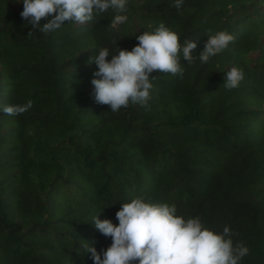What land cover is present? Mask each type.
I'll list each match as a JSON object with an SVG mask.
<instances>
[{"label": "trees", "instance_id": "trees-1", "mask_svg": "<svg viewBox=\"0 0 264 264\" xmlns=\"http://www.w3.org/2000/svg\"><path fill=\"white\" fill-rule=\"evenodd\" d=\"M128 8L117 30L109 10L27 35L22 4L0 0V104L32 100L18 115L0 112V264H92L81 240L99 250L110 239L91 217L115 224L119 203L133 197L175 203L215 231L227 224L249 248L240 264H264V0ZM161 21L179 43L196 41L193 55L216 31L234 39L204 64L180 57L182 76L153 70L145 105L112 112L96 103L90 45L131 49L135 34ZM232 65L243 79L225 89Z\"/></svg>", "mask_w": 264, "mask_h": 264}, {"label": "clouds", "instance_id": "clouds-1", "mask_svg": "<svg viewBox=\"0 0 264 264\" xmlns=\"http://www.w3.org/2000/svg\"><path fill=\"white\" fill-rule=\"evenodd\" d=\"M22 4L19 16L32 33L47 34L68 23L84 24L111 10L108 27L117 30L128 20L129 0H14ZM183 0H173L179 11ZM44 18L45 22L40 23ZM67 22V23H65ZM149 30L135 34L137 41L131 49L91 44L95 55L89 63L95 64L90 79L91 95L96 103L108 105L116 112L129 103L145 105L153 87V70L182 76L187 65L199 60L206 63L210 57L228 47L234 36L224 30L208 35L198 55H193L195 40L178 42V33L163 21ZM35 30V31H33ZM243 79L235 65L223 73V87L232 89ZM32 100L24 103L0 104V112L15 116L31 108ZM111 218L91 217L92 227L110 239L107 247L97 250L95 241L81 240L80 247L92 264H240L249 252L246 244L233 242V232L226 224L221 231L206 227L199 216L185 217L177 214L175 203L148 202L133 197L120 202Z\"/></svg>", "mask_w": 264, "mask_h": 264}]
</instances>
